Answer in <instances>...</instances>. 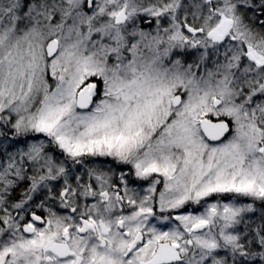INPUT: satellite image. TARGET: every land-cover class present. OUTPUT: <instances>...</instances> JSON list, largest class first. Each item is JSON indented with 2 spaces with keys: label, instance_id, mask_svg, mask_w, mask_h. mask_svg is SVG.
<instances>
[{
  "label": "snow or ice",
  "instance_id": "obj_1",
  "mask_svg": "<svg viewBox=\"0 0 264 264\" xmlns=\"http://www.w3.org/2000/svg\"><path fill=\"white\" fill-rule=\"evenodd\" d=\"M0 264H264V0H0Z\"/></svg>",
  "mask_w": 264,
  "mask_h": 264
}]
</instances>
